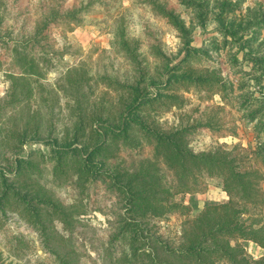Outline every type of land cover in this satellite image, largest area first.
Masks as SVG:
<instances>
[{"label":"trees","instance_id":"trees-1","mask_svg":"<svg viewBox=\"0 0 264 264\" xmlns=\"http://www.w3.org/2000/svg\"><path fill=\"white\" fill-rule=\"evenodd\" d=\"M5 1L2 5L0 0V70L4 68L11 81L10 105L15 109L28 107V111L23 115V126L10 129L0 142V206L4 208L13 200L39 233L43 247L57 254L61 264H72L76 252L71 243L63 252L57 249L60 247L53 243L52 234L55 222L60 221L65 231H73L75 224L82 221L77 216L88 212L82 205L85 196L92 210L107 217L104 231L109 236L105 247L112 253L111 258L121 248V260L115 257L119 263L223 264L220 259L224 258L229 264H264V254L253 259L231 241L252 240L264 249V225H248L240 207L241 202L264 200L256 181L262 178L264 141L251 151L241 143H216L197 150L192 135L203 130L216 131L217 137L237 135L236 128L227 125L225 115L206 114L207 108L205 115L186 122L168 125V121L161 120L163 113L184 106L187 99L179 93L181 88L218 93L226 102L234 94L233 84L220 69L187 66L193 58L208 55L210 48L191 46L193 37L181 13L162 0H144L159 16L167 18L185 40V54L175 63L158 43L150 44V52L163 62L162 78L157 79L150 73L146 59L143 66L139 45L125 30L123 0H39L36 5L32 0ZM243 1L223 0L216 13L222 25L219 29L225 43L233 42L242 50L249 47L245 59L254 61L257 70L264 69V57L251 47L260 33L247 32L251 39L244 37V32L255 26L264 29V5L248 9L244 23L226 24V16L235 13ZM6 4L11 7L8 13ZM180 4L199 10L198 19L205 23L208 0H181ZM100 10H120L110 29L111 48L132 68L125 79L107 72L98 75L120 93L117 101L108 92L95 95L90 84L93 75L83 66L67 68L56 86H46L43 80L47 70L74 52L66 43L67 34ZM14 29H18L16 38L12 36ZM238 32L241 35L237 36ZM61 40L64 44H60ZM233 60L240 63L236 56ZM153 87L157 91L153 92ZM59 91L71 101L72 117L61 136L56 133L52 117L40 108L44 103L52 109L48 101L58 100ZM261 93L256 96L246 91L236 95L247 124H253L258 136L264 132L262 90ZM35 101L39 106L33 109L31 103ZM254 101L256 107L251 108ZM227 130L232 131L226 133ZM10 139L13 153L9 155L3 146ZM33 143L47 146V153L40 148L31 149L27 155L20 153L25 144ZM214 179L223 185L229 199L205 202L193 216L198 208L194 196L205 193ZM50 182L75 189L80 205L67 204L49 186ZM92 188L96 195L91 199ZM169 217L182 221L174 235L160 232L157 225ZM93 250L98 251L95 246Z\"/></svg>","mask_w":264,"mask_h":264},{"label":"rangeland","instance_id":"rangeland-1","mask_svg":"<svg viewBox=\"0 0 264 264\" xmlns=\"http://www.w3.org/2000/svg\"><path fill=\"white\" fill-rule=\"evenodd\" d=\"M2 0V5L6 3ZM35 5L39 0H32ZM170 7H175L185 19L188 29L191 32L193 40L191 46H205L210 48L209 54H204L201 57H195L187 66L192 68L214 67L222 71L223 76L229 80L234 86V94H230L229 100L226 102L221 99L220 94L213 93L207 90L199 89H179V93L186 97V102L182 108L173 107L169 112L161 115L162 121H168V125H174L182 121L197 119L199 116L206 114L225 115L229 127L236 128L237 135H226L217 137L216 131L203 130V132L192 135V144L197 150L208 147L211 144L233 145L241 143L246 150L255 149L258 142L264 141V132L259 136L253 129V124H247L244 111L239 109V103L236 95H242L246 91H252L256 96H260L261 90L264 93V69L257 70L253 65L254 61L245 59V52L250 50L249 47L242 50L233 42L225 43V39L221 34L220 20L216 18V13L219 10L223 0H208V17L205 23L198 19V12L194 8H188L180 4L181 0H162ZM264 0H244L241 5L236 8L235 13L226 16V24L235 22L236 24L244 23L246 12L248 9H254ZM123 13L126 17L125 30L128 36L139 45V51L142 53L143 66L145 59L149 63L150 73L155 75L157 79L162 77V59L154 57L150 52V44L158 43L162 52H164L174 63L179 61L185 54V40L179 31L173 28L167 18L159 16L144 0H123ZM6 10H10V6L6 4ZM85 18L84 24L75 28L67 34L66 43L72 47V53L66 54L63 59L57 62V65L47 70L46 79L43 80L46 86H56L58 79L65 73L66 69L74 66H83L88 73L93 75L90 82L95 90V95L100 97L104 92H108L113 97V101L118 99L120 93L114 91L110 86L101 81L98 75L104 72L110 75H118L119 78L128 77L131 73V66L119 53L111 48V25L115 16L119 11L111 12L109 10H100ZM8 14L9 23L14 21ZM22 18L19 19L22 23ZM259 32L260 35L251 46L254 51H257L260 56L264 57V29H259L255 26L254 30L244 32L245 39H251L247 32ZM18 29H14L12 36L17 37ZM242 32H238L241 35ZM216 37V41L212 40ZM231 40L232 36H228ZM214 41V42H213ZM213 42V45H212ZM60 44H64L61 40ZM237 57L239 64H235L233 58ZM258 65V64H257ZM259 66V65H258ZM264 66V65H263ZM261 67V66H259ZM158 75V76H157ZM245 83H247L245 85ZM11 81L6 76L4 68L0 70V142L5 140L9 135V130L15 126L22 127L23 115L28 111V107L22 109L13 108L8 99V90ZM152 91H157L155 87ZM38 96V94H37ZM58 100H49L51 103H41L42 112L47 114V117H52L56 127V133L60 136L62 132L71 125L72 117L69 104L71 101L65 97L62 91L58 92ZM95 96V97H96ZM52 97H55L52 94ZM39 99V97H37ZM103 102V100L101 101ZM100 102V103H101ZM33 109L39 106L35 101L31 103ZM48 105V106H47ZM210 107L212 109H210ZM256 107L254 101L251 108ZM232 130H227L226 133ZM13 145V140L5 142L3 151L9 155L13 152L10 147ZM40 148L44 153H47V146L40 143L25 144L24 149L20 152L22 155H27L31 149ZM262 178L256 179L264 193V166H261ZM219 180H211V185L205 193L194 196V202L197 203V209L192 215H196L204 208L205 202H220L229 199V194L223 188V185L218 183ZM54 192L60 197L65 198L70 206L80 205L79 197L75 196V189L66 186L60 188L49 183ZM90 197L96 195L95 189H90ZM102 196L101 194H97ZM186 202L190 201V196L185 197ZM91 202V201H90ZM88 197H84V209H87V214L77 216V219H82L76 223L73 231H65L67 228L60 221L55 222V231L53 234V243L63 252L68 244H72L76 254L72 257V264H122L115 257L121 260V248L117 250L114 258H111V252L107 251L105 244L108 240L109 232L104 231L107 227V217L99 211L92 210ZM100 203H103L101 201ZM80 206L79 209H82ZM240 207L243 209L242 219L248 225L251 222L254 225H264V200H257L255 203L241 202ZM155 221H153L154 223ZM182 221L178 217H169L166 221H158L157 225L160 232L174 235L178 233ZM163 230V231H161ZM77 235V236H76ZM83 237V238H79ZM83 239V240H82ZM232 243L235 246L243 247L246 253L253 259L259 258L264 254V249L257 242L239 238H232ZM83 242V245L82 243ZM54 245V246H55ZM93 246L98 251L94 252ZM76 260V261H75ZM221 263L229 264L224 258L220 259ZM0 264H61L57 258V254L49 252L43 247L40 235L35 231L27 218L22 215L18 205L11 200L10 204L2 208L0 206Z\"/></svg>","mask_w":264,"mask_h":264}]
</instances>
